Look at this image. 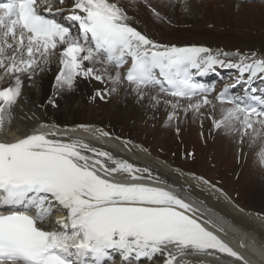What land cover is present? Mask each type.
<instances>
[{"label":"snow or ice","instance_id":"obj_1","mask_svg":"<svg viewBox=\"0 0 264 264\" xmlns=\"http://www.w3.org/2000/svg\"><path fill=\"white\" fill-rule=\"evenodd\" d=\"M64 2H0V83L15 82L0 87V129L10 127L11 109L21 97L23 81L18 74L27 73L31 79L35 68L59 50V87L71 89L77 77L103 82L104 72L95 64L107 63L115 69V75H108L114 85L126 82L139 97L148 94L157 104L160 94L174 98L163 100L172 108L169 121L179 119V110L197 114L211 106L215 112L211 89L196 82L195 74L216 66L237 69L238 82L249 87L240 96L231 95L229 89L236 85H229L215 97L221 107L220 118L211 117L213 126L239 133L240 143L246 136L253 142L264 137V95H252L250 100L246 95L258 91L251 87L254 79H264V58L157 44L129 23L131 17L117 0H73L71 11L61 16L64 9L53 5ZM232 55L239 59H229ZM150 89L158 91L151 94ZM258 157L264 164V149ZM105 159L116 166L109 167ZM121 172L132 181L160 182L148 168L118 160L80 140L65 142L45 133L0 140V264H158L161 257L163 264H176L177 254L208 250L248 264L199 222L196 210L175 193L145 183L119 182L114 177ZM56 211L66 215L49 230L43 225Z\"/></svg>","mask_w":264,"mask_h":264},{"label":"bare ground","instance_id":"obj_2","mask_svg":"<svg viewBox=\"0 0 264 264\" xmlns=\"http://www.w3.org/2000/svg\"><path fill=\"white\" fill-rule=\"evenodd\" d=\"M232 1L150 0L151 3H143L141 0H117L131 17L129 23L137 26L157 44L201 45L214 52L256 54L258 58H264V4L253 5L252 0ZM72 3L73 0H65L63 5L54 3L53 7L71 11ZM59 59L57 50L47 63L35 68L31 79L27 73L18 74L23 81L21 97L11 109L10 127L3 129L2 137L5 136L8 141L18 139L41 122L66 126L69 132L81 133L85 140L80 141L97 150L107 151L114 158L138 168H148L156 176L178 184L183 188L179 190L189 199L196 195L212 202L214 207L240 223L250 239L264 244V213L245 209L226 191L228 186L231 188L235 185V181L246 192H256L258 187L255 181L259 173L253 172V167H264L258 157V153L264 149V137H258L253 142L246 136L241 144L239 133L215 128L211 117L215 115L217 119L220 118L219 104H216L215 112L211 106H205L201 109L202 114L191 111L185 114L179 110V119L169 121L172 108L164 104L163 100L171 98L160 94L161 102L157 104L148 94L139 97L127 83L114 85L108 75H115V69L102 63L95 64V67L104 72L103 82L77 77L71 89L61 88L56 80L61 69ZM229 59L235 61L239 56L232 55ZM85 64L92 66L87 61ZM9 83L14 85L15 82L0 83V87H7ZM114 87L116 90L112 91ZM148 92L156 94L157 91L150 89ZM181 103L187 104V101ZM8 120L9 114H6L5 121ZM83 124L87 126L86 130L80 129ZM92 124L103 127L109 136L100 135ZM175 131H178L180 140ZM208 139L206 150L210 148L211 141L222 145L221 150L214 154L217 160L214 168L202 167V162L198 167H193L190 161L181 158L182 152L179 150L182 144L177 142H185V146L195 150V147L199 148V142L204 143ZM222 140L226 142L220 143ZM247 142L253 144L257 153L246 162L241 155L237 164L234 161L237 156L235 148L241 146L242 152L241 148L238 152L245 153ZM236 143L241 145L235 146ZM175 147L176 159H167L166 150ZM232 166L241 171L238 176L237 170L227 178L226 187L210 180L213 176H207L210 171L217 173L218 170H222L221 174L225 175L228 167ZM261 171L264 175V169L261 168ZM251 233L256 236H251ZM249 250L245 253L251 260H256V264H264L252 256L253 247H249Z\"/></svg>","mask_w":264,"mask_h":264},{"label":"rangeland","instance_id":"obj_3","mask_svg":"<svg viewBox=\"0 0 264 264\" xmlns=\"http://www.w3.org/2000/svg\"><path fill=\"white\" fill-rule=\"evenodd\" d=\"M189 2H190V0H189ZM232 2H235V1L233 0ZM237 2H244V0H241V1L238 0ZM252 2L251 3L253 5L264 4V1L263 2L252 1ZM241 5H239L238 7H241ZM235 12H236V10H235ZM174 133H175V135L178 136V140H180V137L178 135V131H177V133L176 132H174ZM202 142H204V141H202ZM208 142H209V139L204 143L199 142L197 145V146H199V148L195 147V150L185 146V144H184L185 142H177L178 144H182V147L179 150L182 152L180 154L181 158L182 159L184 158L183 160H187L188 162L190 161L193 164V167H198L199 163L202 162V164H203L202 167H208L209 169L214 168V166L217 163V160L214 158V154H215V152L221 150L222 145H218L214 141H211L210 142V148L206 150L205 148H206V144ZM225 142H226L225 140L220 141V143H223V144ZM241 144L236 143L235 146L241 145ZM239 148H241V146ZM175 149H176V147L166 150V152L167 151L168 152L165 153V157L168 159L170 158V160L174 161L176 159ZM238 149L235 148V152H236L237 156H236V160H234L237 164H238V162H240L241 155L244 156V161L246 162V161L251 160L253 158V156L257 153V149L254 148L253 144H251L250 142H247V144H246V147L244 149V151H246L245 153H239ZM241 152H242V148H241ZM231 155H232V152H231ZM238 158H239V161H238ZM237 168L238 167H234V166L228 167L229 170L225 173V175L221 174L222 170H218L217 173H212L210 171L207 174V176H210V177L213 176V177H211L212 179H210V180H213V182L217 183V185H220L222 187H226V182H227L228 177H230L232 174H234L237 170H238V174L236 176L239 175L241 169L239 171V169H237ZM261 168L264 169V167H261ZM261 168L260 167H253V172L259 173V177L255 181V185L258 187L256 192H252V193H250V191L246 192V189L239 188L237 186V184L235 183V181H234L235 185L231 186V188L228 186V188L226 190V191H228L227 193H229V195L232 196V198H234V199L236 198L237 202L241 206H243L245 209L253 211V212H258V213H264V211H263V209H264V175H262ZM222 179H223V181H222ZM236 195H238V196L236 197Z\"/></svg>","mask_w":264,"mask_h":264}]
</instances>
